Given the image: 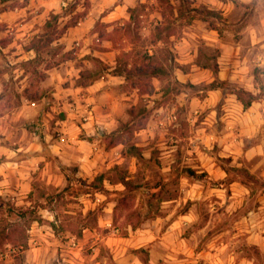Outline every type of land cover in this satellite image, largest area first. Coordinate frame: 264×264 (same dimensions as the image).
I'll list each match as a JSON object with an SVG mask.
<instances>
[{"label":"crops","instance_id":"obj_1","mask_svg":"<svg viewBox=\"0 0 264 264\" xmlns=\"http://www.w3.org/2000/svg\"><path fill=\"white\" fill-rule=\"evenodd\" d=\"M144 1L0 0V26L15 29L16 38L22 42L15 44L18 47L27 48L43 35L40 26L50 15L59 14L60 20H69L85 11L49 44L60 46L64 58L44 67L45 77L31 100L27 98L30 74L25 64L37 59L35 50L21 49L15 61L5 63L7 67L18 65L14 79L21 88L15 107L10 112L0 111V204L9 203L13 210L34 208L40 184L49 192L63 191L67 186L63 169L70 174L73 167L76 178L93 181L113 166L112 155L118 157L124 145L107 147L103 135L118 131L135 109L128 111L134 95L126 91L124 76L113 73L117 58L130 49L119 48L111 37L125 31L132 20L130 11ZM190 2L193 8L216 12L221 19L214 27L205 23L198 30L183 32L174 43L172 50L179 55L176 61L190 68V73H177L176 80L218 81L253 93L247 53H264V0ZM200 38L220 53L215 75L208 66L195 63ZM258 61L257 66L264 64L262 57ZM96 64L103 66L99 73ZM252 77L255 79L254 74ZM1 81L5 79L0 78V92ZM221 92L211 90L208 96L218 100ZM226 96L221 109L211 108L209 99L203 101L209 108L208 115L198 124L195 116L200 111L191 108L186 115L189 134L179 143L166 146L162 159L166 174L171 175V165L180 166L176 173L177 197L163 201L162 214L137 226L142 229L132 237L101 238L112 264H136L129 248L147 245L151 252L158 249V259L166 264H264V189H252L227 172L230 167L246 168L255 175L264 167V101L244 108L235 96ZM150 123L140 129L143 134L150 131ZM214 149L217 157L226 160L223 165L213 156ZM259 175L264 176V170ZM201 202L207 209L204 219L200 215ZM37 209L43 221H32V239L22 253L21 264H54L58 252V242L51 232L56 224L55 212L39 206ZM105 211L107 215L95 222L98 228H108L112 223V210ZM87 231L95 236L96 229L92 232L85 228L83 234ZM59 251L62 264H107L98 253L72 257L62 246Z\"/></svg>","mask_w":264,"mask_h":264},{"label":"rangeland","instance_id":"obj_2","mask_svg":"<svg viewBox=\"0 0 264 264\" xmlns=\"http://www.w3.org/2000/svg\"><path fill=\"white\" fill-rule=\"evenodd\" d=\"M87 6V3H85ZM67 12L70 8H67ZM85 11L78 12L76 16L69 20L53 21L50 28L45 29V23L42 21L40 28L49 32L52 31L55 40L60 37L61 31L76 23L77 19ZM132 20L127 22L124 32L120 31L111 38L121 49H130L127 53H121L118 58L120 69L129 75L126 91L130 98L128 111L132 108L135 113L143 110L148 111L143 124L147 125L150 121V131L143 134L141 130H133L121 134L120 143L124 147L119 150V156L112 155L113 166L102 174V184L104 192H96L94 188H88L91 183L98 185L99 181L83 180L81 183L76 182L74 175L75 168H70L68 191L49 192L40 184L38 188L37 203L33 204L34 208H19L14 210L6 202L0 204V261H7L8 264H21L23 251L28 249V241L32 239L31 224L33 220L42 222L38 214L37 207L52 209L55 213L56 224H53L51 232L54 233L58 242L57 258L54 264H62V257L59 248L66 249L69 255L88 256L98 253L99 257L107 259V264L114 263L109 259V250L101 245V238L111 236L113 238L128 239L135 235L140 229H134L133 226H140L145 220L156 218L162 214L165 200H172L176 195V173L179 172L180 166L171 165V170L166 174L163 157L166 146L175 145L186 138L190 132L187 120L188 112L192 109L199 110L195 116V123L203 121L208 111L203 101L209 99L211 108L221 109L225 104L227 94H231L235 100L239 95L238 85L223 84L221 89V99L215 100L208 96L211 83L191 82L189 80L180 83L176 80L177 73H190V68L181 66L178 59V53L172 50L174 43L181 39L183 32L189 29L203 27L209 23L214 27L216 21L221 16L216 12L207 11L205 8H193L190 0H145L130 11ZM0 78L3 77L5 82L2 83L3 91L0 92V111L12 110L17 104V96L20 94V86L17 88L16 69L18 65L5 66L8 61H15L17 51L27 49V46H17L22 43L15 36V29L6 25L0 26ZM200 44L196 53L195 63L209 67V70L215 75L218 71L216 64L220 56L219 51L214 46L206 45V40L198 39ZM11 45L8 50L3 51ZM20 45V44H19ZM251 64L248 68L250 75L251 91L259 94V85L255 82L252 75L256 73L262 85L264 82V64L257 66L264 60V53L251 51L247 53ZM64 58L60 46H44L39 52V56L34 61L25 64L26 70L30 74L28 83V100L39 91V83L45 77L44 67L52 66ZM21 65V64H20ZM162 68L165 73L158 76H152L150 71L154 68ZM103 66L96 64V73L101 72ZM260 70V72H257ZM6 77V78H5ZM217 83V81L215 82ZM260 95V94H259ZM262 96V95H261ZM233 98V99H234ZM246 99V96L243 95ZM212 101V102H211ZM237 101V100H236ZM208 103V102H206ZM263 105V102H258ZM253 106V105H252ZM255 106H258L257 103ZM159 111V112H158ZM146 128V126H144ZM104 141L108 144L109 139ZM119 143V144H120ZM144 143L143 147L129 151L135 144ZM213 156L217 157V149L212 150ZM176 152H173L175 157ZM220 164L226 160L217 157ZM119 162V164H117ZM258 164V162L256 163ZM256 166V165H253ZM264 167L258 170V174H249L246 168L245 172L239 173L234 167L228 168L227 172L232 179H239L242 182L246 180V172L253 177L252 183L245 185L252 189H264V176L259 174L263 172ZM239 169V168H238ZM186 171L187 168H184ZM126 180L127 178H131ZM166 178H169L166 182ZM120 181L131 183L125 187ZM123 183V182H122ZM165 187L167 190H165ZM87 191V193H85ZM84 192V193H83ZM39 201H42L39 203ZM5 204V205H4ZM204 202L200 204L201 219L206 218L207 209ZM4 205V206H3ZM190 204H188L189 206ZM187 204L184 206V209ZM105 208H110V218L112 223L108 228L90 229L94 232L89 234L87 231L83 234V225H93L98 218L107 215ZM88 212H93L87 216ZM96 218V221L94 220ZM202 221V220H201ZM136 232V233H135ZM98 238V239H97ZM81 240H84L82 242ZM74 244L73 248L71 245ZM32 246H35L32 243ZM125 247H128L124 243ZM15 249L16 252L11 251ZM129 252L135 256L136 264H166L163 260L158 259L159 251L151 252L149 245L141 248H129ZM75 256V257H76Z\"/></svg>","mask_w":264,"mask_h":264},{"label":"trees","instance_id":"obj_3","mask_svg":"<svg viewBox=\"0 0 264 264\" xmlns=\"http://www.w3.org/2000/svg\"><path fill=\"white\" fill-rule=\"evenodd\" d=\"M61 18V16L59 14H52L50 15V19L48 21H46L45 23V29L47 28H50L51 27V24L53 23V21H58L59 19ZM132 19V17H131ZM74 25V24H73ZM71 25V26H73ZM68 27V26H67ZM66 28V27H65ZM64 28V29H65ZM54 35L52 33V31H45V33L43 35H41L40 37L38 38H35L31 41V44L29 46L30 49H33L35 50L36 54H37V57L39 55V52L41 50V48H43L44 46H49V44L55 40L54 38ZM36 57V58H37ZM117 61H118V58H117ZM257 72H260V70H258ZM264 73V70L261 71ZM114 74H117V75H121V76H124L125 80L128 81V77L129 75L127 73H125L124 71H122L120 69V65L119 63H117V67L116 69L113 71ZM165 71L162 69V68H154L150 71V74H152V76H158L159 74H164ZM166 74V73H165ZM254 80L255 82L259 85L258 89H259V94H253L251 92H248V91H245L244 89L242 88H239L238 91H239V95H237V100L241 102V104L243 105L244 108H248L251 106V104L253 102H257V101H264V85H262L261 81L258 79V75L256 73H254ZM216 81H213V83H211L210 85V90H216V89H224L222 87V85L226 84V83H220L217 81V83H215ZM243 95L246 96V99L243 98ZM262 95V96H261ZM148 114V111H141V112H137V113H133L131 114V118L130 120L125 123V124H122L120 129L118 131H115V132H112L108 135H105V139H109V142L107 144V147H111V146H115L117 144L120 143V137H121V134L124 133V132H128V131H133V130H140V129H143L145 124H143V121L145 120L146 118V115ZM132 150H137L135 147H131V149H129L130 152H132ZM237 172L239 173H243L245 172L244 169H235ZM63 171L65 172V176H66V179H67V182L69 181V174H68V171L66 169H63ZM245 178L246 180L243 181V183H246V184H250L252 183V180H253V177L251 175H249L247 172L245 174ZM95 180L99 181L98 185L96 183H91L90 185H88L87 187L88 188H94L96 192H104V187H103V184H102V176L100 177H97ZM76 182L78 183H81L82 182V179L80 178H77V180H75ZM123 182V185L125 187H128L130 186L131 183H128L126 181H122ZM69 189V186L67 185L62 192H66L68 191ZM84 193V192H83ZM85 193H87V191H85ZM93 212H88L87 216H91ZM94 220L96 221V218H94ZM95 223V222H94ZM96 224H93V225H83V229L85 228H88V229H93L95 228ZM137 227L136 226H133V230L136 229Z\"/></svg>","mask_w":264,"mask_h":264},{"label":"built area","instance_id":"obj_4","mask_svg":"<svg viewBox=\"0 0 264 264\" xmlns=\"http://www.w3.org/2000/svg\"><path fill=\"white\" fill-rule=\"evenodd\" d=\"M71 246H72L73 248L75 247V245H74V244H72ZM11 252H12V253H14V252H16V250H15V249H13ZM62 263H63V259H62Z\"/></svg>","mask_w":264,"mask_h":264}]
</instances>
